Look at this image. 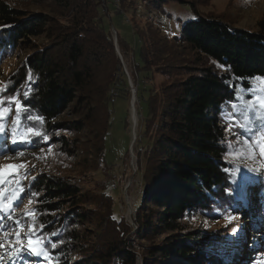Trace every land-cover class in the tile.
Listing matches in <instances>:
<instances>
[{
	"label": "rangeland",
	"instance_id": "obj_1",
	"mask_svg": "<svg viewBox=\"0 0 264 264\" xmlns=\"http://www.w3.org/2000/svg\"><path fill=\"white\" fill-rule=\"evenodd\" d=\"M5 1L29 14L48 15L52 28L44 36L22 39L23 42L17 43L15 48L5 50L0 59V107L7 109L3 113L5 134L0 135V142L7 148V151L0 154V200H3V204H0V264H56L46 262L49 257L45 252L41 259L34 257L43 250L46 242L41 240L45 235L36 222L40 217L38 207L41 201V194H36V184L44 175L56 176L76 184L82 193V204L78 209L87 217L82 224L74 225L83 237L74 245L70 241H62L64 232L71 229L72 223L62 224L49 235L48 239L52 241L51 252L56 254L61 251L62 254L65 248H70V252L62 256L61 262L58 256L59 264H76L87 259H92L97 264H122L117 259L105 261L107 257L99 256V250L105 251L115 241L129 252L135 253L141 262V256L147 252L146 247L163 241L165 235H158L150 240L139 239L138 236L137 221L140 212L144 211L146 214L150 209L148 205L141 203L144 186L136 174V140L142 131V121L148 116V107L145 101L138 104L137 97L135 106L131 107L133 91L135 90L136 96L137 85L140 83V91L145 86V89L150 87L151 93L155 94L166 85L178 81L182 72L190 71L185 67L199 64L196 62L198 56L177 39L186 24L198 18H209L223 22L231 30L253 32L257 23L264 19V0H169L161 13L147 10V0H72L70 8L56 0ZM101 16L106 31H109L108 41L112 43V47L105 46L101 39L103 34L99 35ZM74 33L79 37L82 33L79 38L84 47L82 66H90L94 72V80L88 82L85 92L78 91V97L80 95L85 99V103L80 104L77 97L51 123L50 129H46L42 120L38 119V122L36 115L30 110L33 116L27 118L29 128L38 134L26 133L13 143L12 128L17 119V102L23 106L19 119L20 131L23 132L26 129L21 122L23 110L29 112L28 101L34 89L35 75L28 71L27 59L41 45H49L55 39L65 37L64 35L71 38ZM119 37L130 45L122 46ZM0 38L7 39L4 30H0ZM140 40L144 42L142 48ZM115 41L120 56L115 50ZM5 44L9 45L8 39ZM120 47L125 49V58H122ZM112 49L115 50L117 59L108 62ZM67 51L68 48H62L54 53L55 56L62 57L67 55ZM147 53L152 62L148 63L147 68L145 65L143 71L136 64L141 62V57L139 59L137 56L135 63L134 56L141 54L146 61ZM154 53L158 56H154ZM98 56L101 57L102 66H96ZM116 63H121L120 74L126 77L125 82L119 79L116 72L113 73ZM202 64L217 72L223 71L219 65L206 59H203ZM15 77L22 81L15 84L12 81ZM103 81L115 85L109 89L106 84L103 85ZM230 83L234 87V97L221 106V123L226 129L230 148L228 156L233 162L242 158V161H254L258 174L264 173V142L261 146L255 143L264 133V107L254 99L264 98V84L255 78L250 81V87H244L241 83L233 84L232 79ZM144 96L147 97V93ZM108 106H111V113L105 148L102 150L98 133L102 127L100 115L102 110L107 113ZM253 106L256 114L249 122V113L244 109ZM133 109L139 117L137 126L132 115ZM72 121L84 123L82 132L71 133L57 126ZM243 124H247V127H243ZM62 138L68 141V147L62 144ZM251 167H248L249 171L255 169ZM237 175L240 183H248L252 178L243 175V172ZM13 203L15 207L11 208ZM256 206L257 200L249 203L247 208H241L234 214L236 217H233L232 223L227 222L225 217L208 220L198 216H188L184 223L188 229L200 225L207 232L216 234L229 224L226 231L234 236L232 241L237 240L235 236L238 234L240 238L245 234L246 242L243 246L247 249L253 247L250 244L253 238H264V228L257 225L258 231L251 230L252 219L259 218V215H254ZM65 213L60 212L58 216L62 217ZM240 221L243 222L242 227ZM261 221L259 218L258 223L264 224ZM239 246L241 247V243ZM257 247L253 258L243 253L232 255V263L264 264V242Z\"/></svg>",
	"mask_w": 264,
	"mask_h": 264
},
{
	"label": "trees",
	"instance_id": "obj_2",
	"mask_svg": "<svg viewBox=\"0 0 264 264\" xmlns=\"http://www.w3.org/2000/svg\"><path fill=\"white\" fill-rule=\"evenodd\" d=\"M56 1L67 8L72 4V0ZM146 2L149 6L147 10L161 13L165 8L164 4H169L170 1ZM177 2L183 4L181 1ZM101 18L99 35L103 34L101 39L105 46L112 47V43L108 41L109 31H106L103 17ZM50 26L48 15L29 14L0 0V30H4V36L9 40L8 45L5 44L7 39L0 38V59L5 50L15 48L17 43L23 42L22 39L46 35L52 28ZM81 35L82 33L80 37ZM64 36L49 45H41L27 59L28 71L35 75V81L28 101L29 112L23 110L22 115L21 122L26 129L30 127L27 118L33 116L30 110L37 120L43 121L46 129H50L51 123L76 101L78 91L85 92L88 82L94 80L93 68L82 66L84 47L79 42V35L74 33L71 38ZM177 39L198 56L196 62L199 64L185 67L190 71L182 72L178 81L166 85L155 94L151 93L150 87L145 89L144 86L140 91L138 83L136 95L139 100L136 104L145 101L148 107V116L142 121V131L136 140V174L144 186L141 203L150 207L148 213L140 212L137 221L138 236L144 240L158 235H165V238L147 246L141 262L135 253L121 247L116 241L111 242L108 249L99 250L100 258L107 257L104 258L105 261L117 259L122 264H233L232 255L243 253L253 258L258 244L264 242V238L259 240L255 237L250 243L253 247L246 249L243 246L246 235L240 238L238 234L235 236L237 240L232 241L234 236L226 231L229 224L216 234L207 232L200 225L188 229L184 223L188 216L208 220L225 217L227 222L232 223L233 217H236L234 214L243 207L247 208L255 200L257 206L254 208V215H259L261 222H264V173L258 174L254 161H242L243 158L235 162L230 160L228 136L221 123V106L234 97V87L230 80H233V84L241 83L244 87H250L252 79L264 78V19L251 32L231 30L223 22L198 18L186 24ZM119 41L122 46L130 45L121 37ZM140 46H144L141 40ZM121 47L122 58H125V49ZM62 48H68L67 55L55 56L54 51ZM137 56L139 59L141 57L139 63L135 60ZM154 56L158 55L154 53ZM116 57L115 50L112 49L108 62H114V59L116 61ZM98 59L96 66H102L101 57L98 56ZM203 59L216 63L223 71L217 72L212 67L203 65ZM134 60L143 71L145 65L147 68L148 63L152 62L149 54L146 61L141 54H136ZM116 64L114 68L112 65L113 73L116 72L119 79L125 82L126 77L120 74L121 63ZM12 81L19 84L22 79ZM105 84L109 89L115 85L103 81V85ZM145 93L147 97L144 96ZM78 98L80 104L85 103L86 100L80 95ZM110 107H107V113L102 110L100 115L102 127L98 133L102 150L108 135ZM57 126L71 133H80L85 128L83 122L74 121ZM62 144L68 147V141L63 138ZM5 151L7 148L0 142V154ZM249 166L256 168L249 171ZM242 172L243 175L252 177L248 183L239 182L237 174ZM36 186V194H41L38 207L40 217L36 222L45 235L41 240L46 242L43 250L34 257L41 259L45 252L49 257L46 262L59 264L64 253L70 252V248H65L62 254L61 251L55 254L54 251L51 252L52 241L48 237L68 222L72 223L71 229L64 232L62 241H70L74 245L83 238L74 227L87 220L84 212L81 213L82 210L78 209L82 204V193L76 184L56 176L44 175L38 179ZM60 212L66 213L59 217ZM258 219H252L251 230L258 231L257 225L264 228V224L260 225ZM242 224L240 221L241 227ZM76 264L97 263L87 259Z\"/></svg>",
	"mask_w": 264,
	"mask_h": 264
},
{
	"label": "snow or ice",
	"instance_id": "obj_3",
	"mask_svg": "<svg viewBox=\"0 0 264 264\" xmlns=\"http://www.w3.org/2000/svg\"><path fill=\"white\" fill-rule=\"evenodd\" d=\"M31 74H29V80H31ZM257 80H260L262 84H264V78H255ZM28 93H25V95H27ZM254 99H257L259 101V104L261 105V107H264V98H259V97H254ZM13 100H15V98H13ZM17 119L16 122H14L13 128H12V142L16 143L17 142V138L26 134V133H33V134H38L35 133L33 129L28 128V129H24L23 132L20 131V125H19V119H20V111L22 109V105H20L17 102ZM233 107L235 108L236 106L233 105ZM7 109H4L3 107H0V135L5 134V128H4V117H3V113L4 111H6ZM244 111L248 112L249 115L247 117V120L250 122L252 116H254L256 114V108L255 106L251 107V108H246L244 109ZM243 127H247V124H243ZM30 142V141H28ZM262 142H264V133L261 134V136L259 137V139L257 141H255V143L257 144V146H261ZM249 144L251 142H248ZM262 150H264V148H262ZM22 167V165L20 166ZM0 204H3V200H0ZM15 204L13 203L11 205V208H14ZM11 208L9 209V211H11ZM2 210V209H0ZM18 223V222H17Z\"/></svg>",
	"mask_w": 264,
	"mask_h": 264
},
{
	"label": "bare ground",
	"instance_id": "obj_4",
	"mask_svg": "<svg viewBox=\"0 0 264 264\" xmlns=\"http://www.w3.org/2000/svg\"><path fill=\"white\" fill-rule=\"evenodd\" d=\"M135 101H136V96H135V98H134V99L132 100V102H131V107H132V108L135 106V104H134ZM132 108H131V109H132ZM132 115H133L134 122H135V124H136V126H137V123H138L139 117H138L137 112L135 111V109L132 110ZM135 124H134V125H135ZM135 137H136V135H135Z\"/></svg>",
	"mask_w": 264,
	"mask_h": 264
},
{
	"label": "water",
	"instance_id": "obj_5",
	"mask_svg": "<svg viewBox=\"0 0 264 264\" xmlns=\"http://www.w3.org/2000/svg\"><path fill=\"white\" fill-rule=\"evenodd\" d=\"M115 47H116V51H117V54L120 56V52H119V49H118V46H117V43H116V41H115ZM129 84H130V86L132 85L131 84V81H129ZM135 98V90L133 91V98H132V100ZM135 138V137H134Z\"/></svg>",
	"mask_w": 264,
	"mask_h": 264
}]
</instances>
